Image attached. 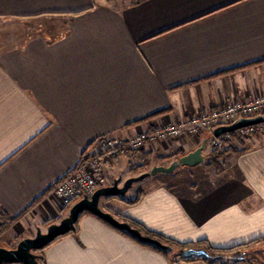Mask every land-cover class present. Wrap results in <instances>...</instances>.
<instances>
[{
  "label": "crops",
  "instance_id": "crops-1",
  "mask_svg": "<svg viewBox=\"0 0 264 264\" xmlns=\"http://www.w3.org/2000/svg\"><path fill=\"white\" fill-rule=\"evenodd\" d=\"M257 93H264V0H0V214L8 218L0 247L65 217L48 192L95 155L100 138L126 140L156 120L175 122ZM230 141L228 170L203 172L202 152V164L184 168L194 180L152 185L167 175L151 177L137 189L138 203L118 201L113 212L179 243L255 242L241 264H264V242L256 243L264 241V143L243 149L247 140ZM191 143L120 148L109 162L129 172L155 157V147L185 155L194 149L181 147ZM43 257L45 264L172 260L92 215Z\"/></svg>",
  "mask_w": 264,
  "mask_h": 264
},
{
  "label": "built area",
  "instance_id": "built-area-1",
  "mask_svg": "<svg viewBox=\"0 0 264 264\" xmlns=\"http://www.w3.org/2000/svg\"><path fill=\"white\" fill-rule=\"evenodd\" d=\"M264 117V93H257L244 100L230 99L219 110H201L175 122L163 119L151 122L149 130H142L126 140L102 137L96 142V153L80 164L48 192L49 198L60 208L66 209L83 197H90L95 190L106 186V160L104 155H115L120 148L131 152L143 150L178 140L182 137H200L209 134L212 149L226 152L231 133L213 137L212 131L219 126L230 125L243 118ZM264 124L239 129L235 137L241 138Z\"/></svg>",
  "mask_w": 264,
  "mask_h": 264
},
{
  "label": "water",
  "instance_id": "water-1",
  "mask_svg": "<svg viewBox=\"0 0 264 264\" xmlns=\"http://www.w3.org/2000/svg\"><path fill=\"white\" fill-rule=\"evenodd\" d=\"M259 124H264V117L243 118L230 125L215 128L212 131V135L213 137L218 138L221 135ZM206 140V138L202 139L200 146L193 151L180 156L178 159L172 161L168 166L154 165L149 171L143 172L138 176L129 177L123 182H121V178L119 177L114 179L112 184L95 190L90 197H83L78 200L70 206L68 213L64 218H62L58 223L47 226L45 232H41L40 229H37L34 237L20 240L14 248L9 249L0 247V264H39L35 251L42 250L58 237L74 233L76 231L75 225L79 216L84 211L98 217L118 230L129 233L141 242L152 244L163 250L172 252L173 250L169 246L162 245L156 239L143 236L139 230L131 227L127 222L120 221L111 213L102 210L99 206V202L101 198L124 197L135 183L148 177H155L159 174L170 175L173 174L178 167H194L198 164H202L204 162L202 152L205 148ZM180 257L182 259L202 257L207 259L209 262L220 261L227 264L229 262L238 263L242 261L244 259V254H212L207 252L204 248L189 247L181 251Z\"/></svg>",
  "mask_w": 264,
  "mask_h": 264
},
{
  "label": "rangeland",
  "instance_id": "rangeland-1",
  "mask_svg": "<svg viewBox=\"0 0 264 264\" xmlns=\"http://www.w3.org/2000/svg\"><path fill=\"white\" fill-rule=\"evenodd\" d=\"M163 120L164 121H168L166 119H163ZM203 135H205V137L208 138V141H209L210 137L208 135H206V133H204L200 137H197V139L196 138H193V137H182V138H179L178 140L168 142V143L164 144V146L167 147L170 144H171L170 146H172V144H175L176 145V144H179V141H182V142L188 141L190 143L193 142V145H191V146H188V145H185V144L182 145L181 148H183V152L185 153V152H187L190 149H196L198 146H200L201 140H202L201 137ZM236 138L239 141L240 140H242V141L243 140H247L246 141V145H245L246 148L244 147L243 149L250 148V144H251L250 142L255 143V145H257V143L262 144V143H264V126H262L260 130H254L253 132L248 133L244 137H241V138L236 137ZM248 140H250V141H248ZM230 142H229V146H230ZM252 146H253V144H252ZM154 149L155 150H152V151L153 152L156 151L155 152L156 155H155V157H152L151 160H147L149 162H146L145 163V164H147L146 165L147 167L145 168L146 171H149L151 169V166H153V165H159V164H161V165H167L168 166L172 161H174V160L177 159V156H181L182 155L181 154V151L172 152L171 154L164 155L163 154L164 153L163 150H159L161 152H159L157 154V150L158 149L156 147ZM170 149H171V147H170ZM212 150H213L212 149V144L210 142L207 143L206 146H205V148H204V150H203V153L206 156V160H207V161H205V164L207 162H209V155H210V153H211ZM139 151H142V150H139ZM226 158L227 157L225 156V157H222L220 159V161L218 162V164H219L220 167L218 169H220V170H228L230 168V162H228ZM107 168H108V172L106 174V184H109V183L112 184L113 180L117 177V175H120V177H124L125 175L130 174L131 175L130 177H133V176H138V175H140V174L143 173L140 170H138V166H131L129 168V172H128V168H127L126 163L125 164L124 163H122V164L121 163L116 164V162H111L108 165ZM120 168H121V170H120V172H118ZM184 168H186V167H178L176 169L175 173L170 174V175H167V176H163V177H158L157 179H154L153 181H149V182H151L152 185H154V184L156 185L157 182H159V183L161 182L162 183V180L164 182H166V183H172V184L173 183H179V181H178L179 179H182V180H180V182H183V183L185 182V180H194L193 178L188 179L189 178L188 177V174L187 173L185 174V172H187V169H184ZM205 168H207V165L200 167V169L202 171L203 170L206 171ZM146 171H144V172H146ZM191 175L196 176V172L191 173ZM150 179H151V177H148L145 180H142V181H139V182L135 183L133 185V187L127 192V194L124 197H122V198H124L125 200H129L130 198H134L137 195V193H138L137 192V189L140 188L141 186H144V184L147 182V180H150ZM118 201L119 202L121 201L120 199H118V197L101 198L100 199V202H99V206H100V208L102 210L111 213L115 218H117L118 220L121 221V219L118 216L119 214H116L115 212H113L114 210L112 209V208H115L116 206H119ZM123 204L126 205L125 203H123ZM69 208L70 207L66 208V215L68 213ZM261 242H264V241H261ZM244 252L248 256V259L251 258L249 256H252L253 255V254H250V253L248 254V249L247 248L244 249ZM172 259H173V257H172ZM174 259H180L181 260L182 258L180 257V255H176L174 257Z\"/></svg>",
  "mask_w": 264,
  "mask_h": 264
},
{
  "label": "trees",
  "instance_id": "trees-1",
  "mask_svg": "<svg viewBox=\"0 0 264 264\" xmlns=\"http://www.w3.org/2000/svg\"><path fill=\"white\" fill-rule=\"evenodd\" d=\"M246 67V66H245ZM167 110H162L160 112H157V113H154L152 114L151 116H149L148 118H145L144 120L142 121H148L149 119H153V118H157V117H160L162 116L164 113H166ZM232 137H235L236 135V132H232L230 134ZM206 138V137H205ZM208 139V138H206ZM229 151V149L226 151V152H223V151H220V150H217V149H213L209 155V162H207L205 165H207L208 167H212L214 168L215 170H217L220 166L218 164V162L220 161V159L222 157L225 156V154ZM104 156H109L108 154L104 155ZM180 156H177V159L179 158ZM118 158V155H114L112 156L111 158H107L106 159V163L110 161V159H113V160H116ZM110 163V162H109ZM147 164H143L142 166L138 167V170H140L141 172H144L146 171V166ZM141 193L138 192L137 195L133 198V199H130V200H125L124 198L122 197H118V199H120L121 201H123L126 205H135L136 203H138L139 201V198L141 197ZM83 215H92L90 214L89 212H86L84 211L83 213L80 214L79 216V219L83 216ZM93 217L99 219L98 217L92 215ZM78 219V221H79ZM101 220V219H99ZM6 221H8V218L6 216H2L0 214V235L1 233L6 230L7 228V225H6ZM11 221V220H10ZM78 221L75 225L76 227V231H77V224H78ZM102 222H104L106 225L110 226L111 228L117 230L118 232L124 234L125 236L131 238L132 240H134L135 242H137L138 244L142 245V246H145V247H149V248H152L154 250H157L163 254H166V255H169L170 258L173 257V259L171 260V264H175V260H174V257L176 255H180L181 251L185 248H189V247H194V248H204L207 252L209 253H212V254H224V255H233V254H237V253H243L245 255V252H244V249L246 247H248L249 245H253L255 244V242L253 243H250V244H246V245H240V246H234L232 248H226V249H220V248H212L210 246H208L204 241H200L196 244H190V243H179V242H176L174 240H171V239H167V238H164L162 236H160L159 234H156V233H153V232H149L145 229H143L140 225H138L137 223L131 221L130 219L128 218H122L121 221H124V222H127L128 224H130L131 227L139 230L141 232V234L143 236H146V237H149V238H153V239H156L158 240L162 245H166V246H169L170 248H172V252H169V251H166V250H163L159 247H156L152 244H148V243H145V242H141L139 241L138 239L134 238L132 235H130L129 233L125 232V231H122V230H118L114 227H112L111 225H109L108 223H106L105 221L101 220ZM76 231L74 233H76ZM71 234V233H69ZM62 237V236H61ZM61 237H58L57 239L61 238ZM57 239H55L54 241H56ZM53 241V242H54ZM262 240H259V241H256V243H260ZM52 242V243H53ZM51 244V243H50ZM49 244V245H50ZM47 245V246H49ZM46 246V247H47ZM45 247V248H46ZM43 248L42 250H38V251H35V254L37 255V261L39 264H45V260H44V257H43V251L44 249ZM182 262H186V263H190V262H202L204 264H224L220 261H215V262H209L207 259L205 258H202V257H193V258H188V259H181ZM246 261V258L244 257V259L238 263H232V262H229L227 264H241L243 262ZM7 264V263H6Z\"/></svg>",
  "mask_w": 264,
  "mask_h": 264
}]
</instances>
